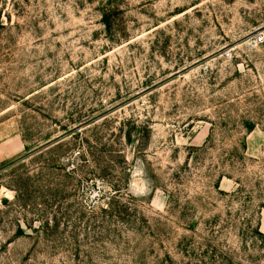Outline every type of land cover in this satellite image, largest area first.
<instances>
[{"label": "rangeland", "instance_id": "obj_1", "mask_svg": "<svg viewBox=\"0 0 264 264\" xmlns=\"http://www.w3.org/2000/svg\"><path fill=\"white\" fill-rule=\"evenodd\" d=\"M1 147L0 264H264V0H0Z\"/></svg>", "mask_w": 264, "mask_h": 264}, {"label": "trees", "instance_id": "obj_2", "mask_svg": "<svg viewBox=\"0 0 264 264\" xmlns=\"http://www.w3.org/2000/svg\"><path fill=\"white\" fill-rule=\"evenodd\" d=\"M102 21H103L104 26L109 28V26H110L109 20H108L107 14L105 12L102 13ZM62 147H63L62 141H60V139H59V140L53 141L52 143L47 144L46 146L42 147L39 150V154L37 155V157H35V161L38 162V164L41 166L42 170L45 169L46 165H48V164H55V162H56L55 158L58 157L59 155H61L63 152ZM54 154H56V157L53 158L52 156H50V155H54ZM46 155H48V157H46ZM29 179H30L29 176H27L24 180L20 179L19 184H20L21 188L24 189V187L28 186ZM49 190H51V194L53 196L58 195L60 193V189L57 187L49 189ZM15 192H16V196H15L16 201H18V202H20V200L24 201L23 198H20V196H21L20 188L18 189V187H17V189H15ZM46 225H48L47 222H46ZM256 232H257L258 236L261 238V241L264 242V235L261 232H259L258 230H256Z\"/></svg>", "mask_w": 264, "mask_h": 264}, {"label": "crops", "instance_id": "obj_3", "mask_svg": "<svg viewBox=\"0 0 264 264\" xmlns=\"http://www.w3.org/2000/svg\"><path fill=\"white\" fill-rule=\"evenodd\" d=\"M6 152H9V149L6 147H1L0 148V160L5 158Z\"/></svg>", "mask_w": 264, "mask_h": 264}]
</instances>
